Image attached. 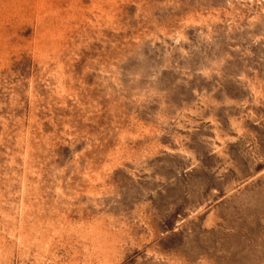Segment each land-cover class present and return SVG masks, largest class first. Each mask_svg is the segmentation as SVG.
<instances>
[{"label":"rangeland","instance_id":"obj_1","mask_svg":"<svg viewBox=\"0 0 264 264\" xmlns=\"http://www.w3.org/2000/svg\"><path fill=\"white\" fill-rule=\"evenodd\" d=\"M0 264H264V0H0Z\"/></svg>","mask_w":264,"mask_h":264}]
</instances>
